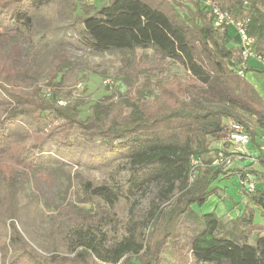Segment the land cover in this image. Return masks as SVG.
Here are the masks:
<instances>
[{"label":"trees","instance_id":"1","mask_svg":"<svg viewBox=\"0 0 264 264\" xmlns=\"http://www.w3.org/2000/svg\"><path fill=\"white\" fill-rule=\"evenodd\" d=\"M212 1L232 10L264 57V0ZM51 2L68 26L79 27V40L89 51L124 53L122 65L110 76L118 85L117 101L114 95L104 96L89 105L85 118L84 99L58 106L71 69L65 57L54 65L47 84L38 81L37 57L50 27L36 23L32 12ZM235 43L225 27L214 26L203 0H107L99 6L82 0H0V264H88L86 258L92 264H161L167 247L177 255L176 264H264V187L258 184L253 193H243L247 204L226 222L214 212L193 209L217 193L211 186L215 180L235 171L211 164L228 146L216 144L228 136L229 123L243 125L256 147L264 131V96L246 76H238L243 62ZM138 49H151L153 61L127 57ZM176 67L181 73L173 72ZM250 71L264 73L262 67L247 65L245 74ZM44 87L55 92L45 95ZM76 130L126 155L128 193L157 187L155 204L125 223L119 243L103 246L92 234L90 225L99 223L92 207L95 200L113 206L125 192L70 174L62 156L44 159L46 145L70 150ZM209 153L215 156L206 161ZM193 161L200 164L193 166ZM249 167L235 173L241 177ZM22 199L79 227L69 239L73 258L45 257L24 239ZM256 211L261 224L254 222Z\"/></svg>","mask_w":264,"mask_h":264},{"label":"rangeland","instance_id":"2","mask_svg":"<svg viewBox=\"0 0 264 264\" xmlns=\"http://www.w3.org/2000/svg\"><path fill=\"white\" fill-rule=\"evenodd\" d=\"M82 1L83 3L91 4L86 0ZM106 1L93 0L96 6ZM32 14L36 23H45L50 27L47 39L40 46L37 57L36 71L39 83L41 85L47 84L45 82L52 77L51 72L54 65L65 57L71 62V69L69 78L63 84V99L61 100L68 102V100L78 97L84 99L87 104L82 108V118L90 115L89 105L101 100L104 96L114 95L113 100L117 101L116 88L118 85L110 76H113L117 72V68L122 65L121 58L124 53L113 50L110 53L97 55L89 51L79 40V27L74 29L60 18L59 7L55 2L33 10ZM76 14H79V11ZM56 52L62 55L58 57ZM126 55L133 62L150 63L154 59L151 49H138L134 55L130 53H126ZM248 65L256 68L260 67L253 60H250ZM180 69L178 67L173 68V72L181 73ZM104 73L109 77H104ZM251 76L253 75L248 74L247 80L262 95L264 92L263 80ZM58 81H60L59 77L56 79V82ZM60 82L62 83V81ZM53 92H55L54 88H43V94L45 95H51ZM72 140L74 145L68 151H59L53 145H46L44 150L49 154L44 156V159L49 161L54 154L62 156L66 163L64 169L70 174H77L95 185H107L125 192L126 196L113 204V206H108L99 200H95V205L92 207L99 212L94 218V221L99 222L98 225H90L92 234L94 233L96 238L102 239L101 244L103 246L119 243L126 234L125 223L130 219L140 218L155 204L157 187L145 185L132 193H128V180L130 179L131 171L129 161L124 153L114 152L103 146L100 137L92 136L83 130H76L72 135ZM216 145L220 146V143ZM216 145L212 143L211 148ZM244 153L254 156L258 155L260 151L256 149L255 144L254 148L252 146L247 147ZM214 156L213 153H209L204 158L208 161L209 158L211 160ZM259 185L262 187L264 184L259 181ZM211 186L217 188V193L211 195L202 206L193 207L198 214L214 212L217 215L219 214L218 210H216L217 207L225 205L233 209L235 205H241L242 194L240 193L238 179L235 176H231L230 180H215ZM77 188L76 180L72 184V190L69 195L70 201H74V192ZM86 208L90 209V206L87 205ZM241 209L243 210L242 207H240ZM101 214H107L108 217L103 218ZM223 220L226 222L230 218L225 216ZM254 222L257 223V217L254 218ZM78 228L73 227L55 211L45 209L39 203L26 202L25 199L21 200L19 229L24 239L45 257L51 254H59L60 257L68 256L73 258L75 256L74 245L69 239L72 240L73 237H76L78 230L76 231L75 229ZM253 236L248 238L249 243H253ZM177 261V255L172 251L171 247H167L161 256V264H176ZM85 262L92 264L91 260L89 261L87 258ZM97 263L101 264L100 262ZM130 264L137 263L131 261Z\"/></svg>","mask_w":264,"mask_h":264},{"label":"built area","instance_id":"3","mask_svg":"<svg viewBox=\"0 0 264 264\" xmlns=\"http://www.w3.org/2000/svg\"><path fill=\"white\" fill-rule=\"evenodd\" d=\"M86 1L91 4L94 3L93 0ZM203 6L212 16L214 26L225 27L229 37L236 42V55L241 62H243L237 70L238 76L247 77L248 74H245V70L250 60L255 61L264 69V57L254 49V38L247 34L243 22L235 19L232 10L223 8L212 0H203ZM65 104L66 102L63 100L58 101V105L60 106H64ZM229 131L228 136L220 143V147L225 143H227L228 146L226 148H221L216 158L211 163L212 165L222 166L226 170L232 166L233 163H241L244 160L246 156L244 150L251 144L250 136L243 125L230 122ZM257 146L260 153L264 155V131H262L257 138ZM199 164L200 162L197 161L192 162L193 166H198ZM238 182L240 190L244 194L253 193L258 185L256 177L250 172L239 177Z\"/></svg>","mask_w":264,"mask_h":264},{"label":"crops","instance_id":"4","mask_svg":"<svg viewBox=\"0 0 264 264\" xmlns=\"http://www.w3.org/2000/svg\"><path fill=\"white\" fill-rule=\"evenodd\" d=\"M249 66H252V65H249ZM248 74H252L253 76L251 77H256V78H259L262 81V83L264 84V73H254L252 71L248 72ZM264 91V90H263ZM260 93V92H259ZM264 96V92L262 94ZM249 146H252L254 148V145L250 144ZM256 149L258 150V146L256 147ZM253 164V165H252ZM248 165H252L251 167L248 168V171L251 172V171H255L257 172L258 175H260L261 177L264 176V155L263 154H260L258 153V155H254L252 156V154H246L244 160L241 162V163H233L232 166H230L227 170H235L231 175V173H227L226 175H222L220 176V178L218 180H230V177L231 176H235L236 179L239 180V175L237 173H235L236 171H238L239 169H241L242 167H245V166H248ZM252 174V173H251ZM253 175V174H252ZM257 178V182L259 184V181L261 182V184H264V180H260L258 176L256 175H253ZM264 187V185L262 186ZM240 193L242 194V197H241V205L237 206L235 205L232 208H228L227 206L225 205H222L221 207H217L216 210H218L219 214L218 217L220 218H224L225 216L229 217L230 219H233L237 216L240 215L242 209L240 210V207H244L246 204H247V199L246 197L243 195V192L240 190ZM257 217V223H262V220L261 218L259 217V212L256 211L255 213V216L254 218Z\"/></svg>","mask_w":264,"mask_h":264}]
</instances>
